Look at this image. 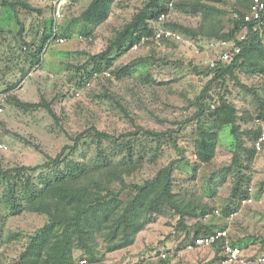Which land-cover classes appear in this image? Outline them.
<instances>
[{
	"label": "rangeland",
	"instance_id": "374dc122",
	"mask_svg": "<svg viewBox=\"0 0 264 264\" xmlns=\"http://www.w3.org/2000/svg\"><path fill=\"white\" fill-rule=\"evenodd\" d=\"M4 1L0 0V108L4 109L0 113V142L7 150H0V170L41 166L48 162L47 157L55 158L64 147L73 145L70 136L74 137L92 125L116 137L135 131L137 126L158 133L176 131L174 138L183 149V155H178L164 135L162 140L167 144L162 146L157 162H147L128 182L142 184L177 160L175 193L197 196L210 206V214L187 221L192 232L190 236L186 232H177L179 218L168 213L150 224L139 234L135 245L126 250L107 253L106 241L99 239L98 257L102 262L98 263L162 264L157 255L171 250L169 264H229L214 262L218 253L213 248L193 251L183 248L193 238L197 223L215 230L229 229L232 241L242 240L240 247L248 259L264 253V152L255 155L250 171L244 173L250 178L246 187L250 188L254 203L242 204L234 217L224 215L239 176L232 165L235 139L230 128L220 133L217 154L211 164H200L194 153L200 109L193 102L201 96L211 79L198 74L195 69L205 68L211 59L218 57L221 52L218 40H194L183 36L184 41L180 43L150 42L121 56L111 67L103 64L104 73L110 72L111 77L102 73L88 78L85 72L94 67L89 62L90 57L104 52L116 31L130 22L150 0H118L108 21L93 29L88 38L82 34L81 15L92 0H24L41 14L21 8L16 13L4 6ZM236 2L203 3L214 9L212 18L221 21L223 31L227 32L236 17ZM195 5L194 0H176L162 25L170 29H175V25L198 28L203 15L196 11ZM57 10L62 14L58 28L60 34L65 33L66 42L62 44L50 39L42 56V65L34 68L15 91L5 93L9 85L22 78L26 64L23 43L32 44V51L41 46L49 36ZM157 26L152 22L154 29ZM130 63H135L134 76L117 80L112 72ZM149 75L156 84L143 83ZM238 76L240 83L253 89L254 93L228 78L223 90L214 87L211 94L215 101L221 94L235 104L240 117L238 125L243 148L251 149L255 133L259 131L254 122L258 97L264 98V89L256 76L245 73H238ZM106 88L123 105L129 117L113 99L103 96ZM13 97L22 103H40L43 98L55 101L54 110L61 117V124H57L47 110L24 108L11 102ZM212 113L206 111L208 117ZM246 113L252 114L254 119L247 120ZM208 117L202 116L203 121ZM95 152L94 143L88 149V156L95 155ZM83 155L84 152L80 151L74 157L82 160ZM2 194L1 190L0 196ZM130 194L131 191L125 192L124 198ZM0 216V264H16L30 237L45 226L48 217L30 212L13 215L7 206L1 208ZM180 247L183 249L180 255H176L173 250ZM76 256L78 260L82 259L81 253Z\"/></svg>",
	"mask_w": 264,
	"mask_h": 264
},
{
	"label": "trees",
	"instance_id": "16d2710c",
	"mask_svg": "<svg viewBox=\"0 0 264 264\" xmlns=\"http://www.w3.org/2000/svg\"><path fill=\"white\" fill-rule=\"evenodd\" d=\"M117 1L92 0L81 15L84 26L82 34L88 38L92 35L93 29L107 22ZM194 1L196 11L203 15L202 24L198 28L175 25L173 30L180 31L183 36L194 40L208 38L235 41L242 48L241 53L228 66L195 69L198 74L211 77L201 96L193 102L200 109L193 144L197 162L200 164L213 162L217 154L218 138L226 128H230L235 139L232 165L239 172H237L239 176L232 189L231 203L224 210V215L229 217L237 213L243 201L251 196L250 188L246 187L250 178L245 175V171H250L257 151L254 145L251 149L243 148L238 125L240 117L235 104L221 94L219 100L215 101L211 91L218 86L223 90L227 79L231 78L245 90L254 93L253 89L240 83L238 73L257 78L264 72V19L261 29H255L254 22L246 24L244 16L249 12L254 0H237L234 8L236 17L232 20V27L224 32L222 22L212 18L214 9L203 3L220 0ZM170 2L150 0L130 22L116 31L104 52L90 57L89 62L93 63L94 67L91 71L87 70L85 76L91 78L104 73L103 64L111 67L118 58L139 44L143 37L152 36L155 32L152 22L157 24L162 15H169ZM4 6L16 13L21 8L41 14V11L33 9L24 0H6ZM245 26H247L245 40L241 41ZM53 29L54 22L49 29V36L41 46L35 48V51H32V44L26 41L23 43L26 64L22 69V78L9 85L5 93L15 91L34 68L42 65L45 48L49 40L53 39ZM22 33L23 29L21 36ZM58 34L61 37L65 36V33L60 34V31ZM134 70L135 63H130L115 69L112 74L117 80H122L133 77ZM143 83L153 85L156 81L149 75ZM104 92L103 96L113 99L129 117L128 112L111 95L109 89L106 88ZM11 102L27 109H45L57 124H61V117L54 110L55 101L49 102L43 98L40 103H22L13 97ZM207 110L213 112L209 117L206 115ZM256 112V118L264 119V98L258 97ZM202 116L208 117L207 121H203ZM244 116L249 121L254 119L250 113ZM176 133V131L158 133L137 126L135 131L116 137L92 125L82 133L70 136L73 145L64 147L55 158L47 157L48 162L41 166L2 168L0 191L2 190L3 194L0 196V215L1 208L7 206L13 215L30 212L48 217L45 226L30 237L20 255V261L16 264H80L84 259L90 263L102 262L98 257L99 239L106 241L107 253L126 250L135 245L139 234L150 224L168 213H173L179 218L177 232H186L190 236L192 232L187 221L204 218L212 209L195 195L175 193V173L179 161L169 163L161 168L155 177L142 184L128 182V179L143 169L147 162H157L162 146L167 144L162 140L164 135L167 137L166 141L175 147L178 155H183V149L174 138ZM258 133V131L255 133L254 143ZM94 143L95 155L88 156V149H91ZM33 146L40 150L39 147ZM80 151L85 155L82 160L74 157ZM37 173L39 174L35 175ZM127 191H131V194L124 198ZM194 229L193 238L183 248L196 238L215 231L202 223H197ZM232 242L240 246L242 240ZM183 248L180 247L177 251ZM213 249L218 253L214 262L221 261L220 245ZM165 252L170 253L171 250ZM77 253L82 254V259L78 260ZM160 262L169 264L170 260Z\"/></svg>",
	"mask_w": 264,
	"mask_h": 264
},
{
	"label": "built area",
	"instance_id": "2783aa9c",
	"mask_svg": "<svg viewBox=\"0 0 264 264\" xmlns=\"http://www.w3.org/2000/svg\"><path fill=\"white\" fill-rule=\"evenodd\" d=\"M176 3V0H172L170 3V7H173ZM62 18V14L60 10L55 11V22L53 29V39H56L59 43H65L66 39L59 36V28L58 22ZM166 15H162L159 18L157 23V27L155 28V32L150 37H143L141 42L133 47V49H138L143 45H147L150 42H158L161 43L163 41H173L176 43H180L184 41V37L179 32L167 28L162 25L165 21ZM264 19V0H254L249 12L244 16V22L247 23H256L255 29H261L263 26ZM247 32V26L244 27L243 34L240 38L241 41L245 40ZM219 46H221V52L218 54L217 58L211 59L209 63H207L206 67H210L212 69H217L220 66H228L233 62L235 57L241 53L242 48L236 44L235 41H218ZM106 76L111 77V73H104ZM98 75V74H96ZM260 86L264 89V72L258 75L257 77ZM214 108V107H213ZM4 109L0 108V113H2ZM255 125L259 128L258 137L254 143L255 149L258 154L264 152V119L256 118L254 120ZM0 150H7V147L0 142ZM254 199L252 196L248 197L243 201V204H253ZM217 212V211H216ZM236 214H232L231 217H234ZM220 245V257L221 262L229 263V264H264V253L258 255L257 257L248 259V257L244 254L243 249L239 245H235L232 242L231 235L229 229H218L215 230L211 234L202 235L201 237L196 238L192 243L188 244L185 250L193 251L196 249H212L215 246ZM173 252L176 255H180L181 250ZM172 253V252H170ZM168 252L161 253L157 258L159 260L168 259ZM80 264H99L98 262L90 263L86 259L81 260Z\"/></svg>",
	"mask_w": 264,
	"mask_h": 264
}]
</instances>
